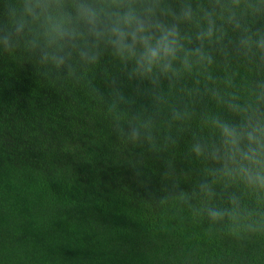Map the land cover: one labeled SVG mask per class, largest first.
I'll return each mask as SVG.
<instances>
[{"label":"trees","instance_id":"obj_1","mask_svg":"<svg viewBox=\"0 0 264 264\" xmlns=\"http://www.w3.org/2000/svg\"><path fill=\"white\" fill-rule=\"evenodd\" d=\"M64 2L74 15L73 0ZM134 2L156 4L161 21L179 23L185 48L200 47L196 35L212 13L217 31L203 42L212 63L153 83L91 39L78 44L95 62L69 47L60 53L65 66L42 61L35 23L10 48L0 44V264H264V191L223 178L214 197L200 194L220 165L191 150L196 141L219 143L213 118L242 119L229 103L264 112V51L239 44L264 37V0ZM21 3L0 0V27ZM188 5L192 20L178 22ZM146 122L151 142L121 132L144 131ZM230 194L239 219L212 221L203 209L230 207Z\"/></svg>","mask_w":264,"mask_h":264},{"label":"clouds","instance_id":"obj_2","mask_svg":"<svg viewBox=\"0 0 264 264\" xmlns=\"http://www.w3.org/2000/svg\"><path fill=\"white\" fill-rule=\"evenodd\" d=\"M235 2L239 3V0ZM73 7L74 15L65 10L64 0H22L19 15L10 9L9 24L0 27V44L10 48L14 37L22 34L29 22L35 23L39 25L44 40L42 61L51 59L57 68L65 66L67 56L60 53L64 47H69L78 49L81 59L86 62H95V52L87 47L80 49L78 44L82 39H91L94 44L103 42L109 46L121 61L133 62L131 75L147 78L153 83L158 82L160 75L175 77L181 70L190 72L193 63H212L211 55L203 50V42L212 41L217 31L210 12L204 14L207 27L196 35L200 47L185 48L184 40L190 42V38L181 35L179 23L169 25L161 21L157 17L156 4H146L138 9L134 0H101L99 4L90 0H73ZM192 18L190 5L182 8L176 16L178 22L191 21ZM232 20L234 14L229 17V21ZM235 26L238 28L239 24ZM254 43L264 51V37L254 41L247 35L239 41L240 46L249 51ZM53 46L58 51L50 54L47 49ZM228 107L243 114L242 119L238 123H229L213 118L211 124L219 133V143L209 145L196 141L191 149L197 157L205 156L220 165L211 170L210 181H202L198 186L199 193L209 198L216 195L213 185L223 178L242 181L254 191H264V112L251 105L242 107L229 103ZM142 127L144 131L132 126L126 133L121 132L134 142L141 139L151 142L150 123L146 122ZM178 198L185 203L190 200L183 190ZM228 203L230 207L206 206L203 211L212 221L226 217L237 221L241 211L239 197L230 194Z\"/></svg>","mask_w":264,"mask_h":264}]
</instances>
